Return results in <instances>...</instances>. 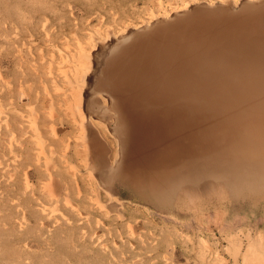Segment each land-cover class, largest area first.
<instances>
[{"label": "rangeland", "instance_id": "374dc122", "mask_svg": "<svg viewBox=\"0 0 264 264\" xmlns=\"http://www.w3.org/2000/svg\"><path fill=\"white\" fill-rule=\"evenodd\" d=\"M189 2L0 0V264H264V195L242 189L162 199L111 192L93 173L82 129L66 115L70 109L81 121L62 79L65 71L75 80L77 56L71 59L67 47L89 51L91 36L110 31L120 39L126 24L132 31L148 27L152 10L165 13L168 4ZM262 2L195 0L192 7L197 14L215 8L236 13ZM109 49H96V61ZM86 100L107 106L102 92ZM95 112L85 116L110 167L117 142Z\"/></svg>", "mask_w": 264, "mask_h": 264}, {"label": "bare ground", "instance_id": "6f19581e", "mask_svg": "<svg viewBox=\"0 0 264 264\" xmlns=\"http://www.w3.org/2000/svg\"><path fill=\"white\" fill-rule=\"evenodd\" d=\"M194 2L168 4L170 11L160 14L152 10L148 27L132 31L126 24L120 39L113 40L110 31L91 36L89 51L66 49L71 59L77 56V66L74 81L65 71L62 79L78 102L81 121L70 109L66 115L82 129L86 156L97 167L93 173L111 192L162 199L242 189L264 195V2L236 13L215 8L198 14ZM161 5L159 10L167 9ZM109 47L96 61L95 50ZM97 92L107 106L86 102ZM92 111L117 142L110 167L86 118Z\"/></svg>", "mask_w": 264, "mask_h": 264}]
</instances>
